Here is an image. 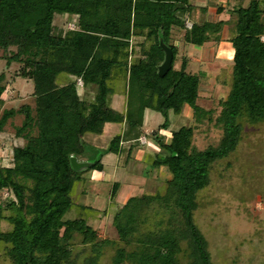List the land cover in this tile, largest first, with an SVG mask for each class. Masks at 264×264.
I'll list each match as a JSON object with an SVG mask.
<instances>
[{
  "label": "trees",
  "instance_id": "1",
  "mask_svg": "<svg viewBox=\"0 0 264 264\" xmlns=\"http://www.w3.org/2000/svg\"><path fill=\"white\" fill-rule=\"evenodd\" d=\"M245 1L238 0L226 21L195 22L196 11L206 9L192 0H0V50L7 66L20 65L18 76L32 82L34 98V108L3 109L6 77L0 73V133L8 120L22 115L15 137L24 142L12 149V166H0V193L7 194L0 223L11 226L0 229L7 264H101L110 248V264H213L194 223L197 196L208 187L214 164L236 151L245 125L264 123V0L244 7ZM55 16L74 18V27H55ZM224 27L232 33L234 54L229 91L216 119L222 131L218 145L197 150L191 125L172 131L167 140L161 132L169 131V114L178 116L188 106L196 124L211 114L197 103L202 74L187 72L189 58L174 69L173 33L183 32L184 43L199 48L221 42ZM159 41L173 54L164 77L157 75L164 59ZM136 46L140 55L132 61ZM116 96L123 98L124 111L112 106ZM146 110L163 118L150 132L158 150L147 164L165 168L167 178L162 190L117 207L116 239H101L88 222L89 212L97 210L75 204L73 188L88 170H102L105 155L121 156L124 143L129 154L140 145ZM111 124L123 130L107 148L85 142V135L100 136ZM71 156L90 166L74 171ZM119 188L113 183L111 201ZM75 208L82 213L65 219Z\"/></svg>",
  "mask_w": 264,
  "mask_h": 264
},
{
  "label": "rangeland",
  "instance_id": "2",
  "mask_svg": "<svg viewBox=\"0 0 264 264\" xmlns=\"http://www.w3.org/2000/svg\"><path fill=\"white\" fill-rule=\"evenodd\" d=\"M248 1L243 3L244 7L247 6ZM74 21V18L55 16L53 23L55 27L66 30L74 27ZM182 38L183 32L173 33V40L178 42V56L174 69L180 68L182 57H193L197 60L199 57L200 61L202 60L200 63L190 62L187 72L202 74L200 97L197 103L211 114L203 117L202 123L196 124L191 109L184 106L178 116L169 114V131L161 132V134L169 140L172 131L182 126H194L193 145L201 151L209 146H217L222 137V131L216 124V119L221 110L219 103L226 98L229 91L232 64L231 61L216 60L214 62L211 56H205L203 61L202 55L199 56L201 49L185 44ZM4 55L0 50V73H4L6 77V90L2 95L5 102L3 109L18 111L23 105L34 108L32 82L18 76L19 64L12 63L7 66ZM139 55V47L136 46L132 50L130 59L136 60ZM78 83L79 86L82 85L81 81ZM93 96L92 91L86 95L89 100ZM112 106L118 111H124L123 98L114 97ZM145 117L143 136L140 139V143H143L145 147L139 148L138 151H144L148 155L158 150L153 146L149 135L163 123V118L149 110L145 111ZM22 120V115L8 120L3 132L0 133V166L2 167L12 166V149L24 143L15 137V129L21 125ZM122 130L120 125H107L102 135L87 134L84 140L95 149L103 150L107 148L113 136ZM125 147L127 149V145ZM139 157L140 155L137 157L136 164L134 160H130L125 168H119L116 164L118 161L116 155H105L101 164L104 166L103 170L113 179L105 182L99 176L98 170H88L83 175L85 181L76 184L73 188L75 204L97 210L94 213L89 212L92 218L88 222L97 230L101 239H116L112 227V216L125 198L143 194L153 195L163 189L161 182L165 174H159L158 182H156V170L148 166V156H145L143 163ZM141 177L146 183L141 182L143 181ZM209 178L208 187L197 196L198 208L193 218L195 225L208 243L212 263L264 264V123L246 124L236 151L228 158L215 163ZM114 182L120 183V188L115 200L111 201L110 191ZM6 196V193H0V203H3ZM81 213L80 209L75 208L65 216V219H75ZM5 214L7 215V212ZM161 214L165 217L168 215L165 212ZM153 220L154 218L151 220L150 216L149 224ZM10 228L11 226L6 222L0 223V229L3 232ZM113 251L114 249L111 248L106 251L101 264H110ZM0 264H7L1 248Z\"/></svg>",
  "mask_w": 264,
  "mask_h": 264
},
{
  "label": "crops",
  "instance_id": "3",
  "mask_svg": "<svg viewBox=\"0 0 264 264\" xmlns=\"http://www.w3.org/2000/svg\"><path fill=\"white\" fill-rule=\"evenodd\" d=\"M192 2L197 7L206 9V11H203V12L196 11V13L194 14V16L192 18L193 19L192 21H195V22H202V21L216 22L218 20L226 21L229 19V13H230L229 10H231L233 7H235L238 4V0H192ZM218 8L222 9L220 13L217 12ZM231 37H232V33L228 30L227 27H224L222 34H221V40L222 41L217 43V44H206L202 47H199L201 49V51H199V56L202 55L203 61H204L205 56L206 57L211 56L212 61H214V62H216V60L231 61L233 54H234L232 45L229 42ZM201 61H200L199 57H198V60H197V58H193V57L189 58V63L190 62L200 63ZM145 119H146V117H145V113H144L143 125L145 124ZM142 144L143 143H140V145L138 147H136L131 154H129L127 151L129 149V144L124 143L122 146L125 147L127 145V149H126V152H124V154H121V156L116 155L117 160H118L116 163L117 167L125 168L129 163V162L127 164L125 163L127 159H128L127 161L134 160V163L136 164L138 161V158H137L138 155H140L139 158L141 159L142 163L145 159V156H148V159H149V157L151 156L152 153L151 154L149 153L148 155H146L144 151H141V152L138 151L139 148L145 147V145H142ZM123 155H124V157H122ZM101 163H102V160H101ZM103 169H104V166L102 164V170L99 171V173H100L99 176H101L102 180H104L105 182L111 181L113 179V177L110 174L106 173ZM159 174H165L163 177V180L165 178H167V170L165 168H160V169L156 170V175H157V176L155 175L156 182H158L157 178H158ZM140 179L143 180L141 182L146 183L142 177ZM130 197H132V196L125 198L124 202L121 204V206L123 204H125V202ZM121 206H118V207H121Z\"/></svg>",
  "mask_w": 264,
  "mask_h": 264
},
{
  "label": "water",
  "instance_id": "4",
  "mask_svg": "<svg viewBox=\"0 0 264 264\" xmlns=\"http://www.w3.org/2000/svg\"><path fill=\"white\" fill-rule=\"evenodd\" d=\"M160 49L164 53L163 62L157 68V75L159 77H164L167 72L171 69V64L173 60V54L171 49L166 46L162 41H159ZM70 164L74 171L82 172L85 171L89 166L90 162L87 160H79L73 156L70 157Z\"/></svg>",
  "mask_w": 264,
  "mask_h": 264
},
{
  "label": "built area",
  "instance_id": "5",
  "mask_svg": "<svg viewBox=\"0 0 264 264\" xmlns=\"http://www.w3.org/2000/svg\"><path fill=\"white\" fill-rule=\"evenodd\" d=\"M187 27H190V25H187ZM261 41L264 42V36L261 37ZM79 84V83H78Z\"/></svg>",
  "mask_w": 264,
  "mask_h": 264
}]
</instances>
